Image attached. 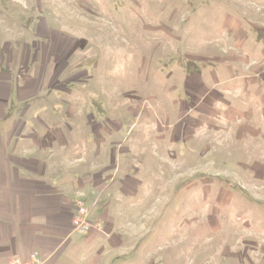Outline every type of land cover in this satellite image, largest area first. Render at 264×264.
Masks as SVG:
<instances>
[{"label": "rangeland", "instance_id": "374dc122", "mask_svg": "<svg viewBox=\"0 0 264 264\" xmlns=\"http://www.w3.org/2000/svg\"><path fill=\"white\" fill-rule=\"evenodd\" d=\"M52 179L76 264H264V0H0V213Z\"/></svg>", "mask_w": 264, "mask_h": 264}, {"label": "crops", "instance_id": "0c3cea01", "mask_svg": "<svg viewBox=\"0 0 264 264\" xmlns=\"http://www.w3.org/2000/svg\"><path fill=\"white\" fill-rule=\"evenodd\" d=\"M73 176H75V182L79 183L76 175ZM50 181L42 184L43 186L40 188L46 192L49 191L46 195L47 200H44L46 205L44 204L43 209H41L43 212H37L32 217L27 214L28 210L21 208V204V206H18V204L14 205V202H12L13 204L10 205L11 216L10 214L6 216L0 213V254L1 251H4L1 258L5 259V264H9L14 255H21L24 259H28L34 253L32 252L34 250L39 252L43 264H76V239H72L76 236V231L71 228L72 214L74 213L72 206L76 192L68 194L76 189V184L66 181L58 182L54 179ZM88 182L86 181L85 184ZM33 185L35 186V184ZM5 188L14 189L12 187ZM5 188L3 187V189ZM27 189L31 190L30 185ZM41 215L44 216L43 219L36 218V216L41 217ZM26 223L32 226L26 227ZM51 230L61 233L54 232L53 234ZM90 233L96 234L94 231ZM64 235L67 237L63 239ZM13 237H21L22 252H9L14 249L15 241H11ZM2 242L9 245L7 246L8 252L2 250Z\"/></svg>", "mask_w": 264, "mask_h": 264}, {"label": "built area", "instance_id": "2783aa9c", "mask_svg": "<svg viewBox=\"0 0 264 264\" xmlns=\"http://www.w3.org/2000/svg\"><path fill=\"white\" fill-rule=\"evenodd\" d=\"M78 209V215L75 218L76 221L74 222L75 228L74 231H84L89 228V223L86 221V216L84 217V212L86 211L83 203L81 201H78L77 208ZM85 221H84V218ZM9 264H43V259L36 253H32L28 259H24L21 255L14 256L10 259Z\"/></svg>", "mask_w": 264, "mask_h": 264}]
</instances>
